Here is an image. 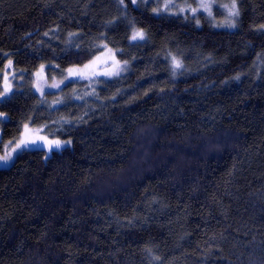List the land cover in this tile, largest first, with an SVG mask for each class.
<instances>
[{"label":"trees","instance_id":"obj_1","mask_svg":"<svg viewBox=\"0 0 264 264\" xmlns=\"http://www.w3.org/2000/svg\"><path fill=\"white\" fill-rule=\"evenodd\" d=\"M231 1L0 0V264H264V0Z\"/></svg>","mask_w":264,"mask_h":264},{"label":"rangeland","instance_id":"obj_2","mask_svg":"<svg viewBox=\"0 0 264 264\" xmlns=\"http://www.w3.org/2000/svg\"><path fill=\"white\" fill-rule=\"evenodd\" d=\"M191 9H201L208 16L213 17L221 14L220 23L225 25L232 24L236 15H231L230 11H237L236 5L233 8V1L231 0H194ZM201 4L209 5L208 9L201 7ZM213 11V13L211 12ZM193 12V11H191ZM212 13V14H211ZM211 14V15H210ZM229 15V16H227ZM212 17V18H213ZM232 26V25H231ZM7 71L10 75L7 78V83L12 85V89L17 84V81H23L21 74L16 72L11 61L7 62ZM129 63L120 62L117 59L116 51L111 48L104 49L100 54L94 57L88 63L82 66L71 67L62 72L49 71L45 66H41L33 75L34 90L40 96L47 93H60L64 87L75 81H99L101 79H112L125 74L129 69ZM20 83V82H19ZM4 151L0 153V167L9 166L15 157L20 153V149L16 147L15 143H9L4 147ZM15 148V151L13 149ZM9 156L8 160H4L5 156Z\"/></svg>","mask_w":264,"mask_h":264},{"label":"snow or ice","instance_id":"obj_3","mask_svg":"<svg viewBox=\"0 0 264 264\" xmlns=\"http://www.w3.org/2000/svg\"><path fill=\"white\" fill-rule=\"evenodd\" d=\"M131 2L132 3H135L136 0H131ZM121 3H123V0H121ZM201 7L205 8V9H208L209 8V5H207V4H201ZM233 8H235V4H233ZM192 11L195 12L196 9H192ZM230 14L231 15H238L239 13H238V11H230ZM136 35H138L141 39H143V33H137ZM135 38H136V36L133 37V39H135ZM176 66L179 67V63L178 62H177V65ZM51 143H55L57 147L60 146L59 145V142H50V144ZM21 145H23L24 147H27L28 146L25 142L20 141V142H17L16 147L19 148V147H21ZM13 151H15V148L13 149ZM9 158L10 157L6 155L3 159L4 160H8Z\"/></svg>","mask_w":264,"mask_h":264}]
</instances>
